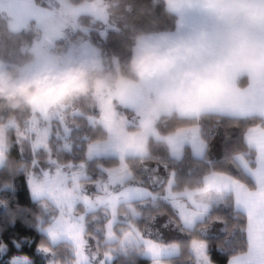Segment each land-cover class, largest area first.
<instances>
[{
	"label": "snow or ice",
	"instance_id": "6c2138e0",
	"mask_svg": "<svg viewBox=\"0 0 264 264\" xmlns=\"http://www.w3.org/2000/svg\"><path fill=\"white\" fill-rule=\"evenodd\" d=\"M227 2L0 0L37 56L26 74L58 46L54 71L163 51L167 11L182 38L115 89L0 109V264H264V0ZM189 10L205 14L194 36Z\"/></svg>",
	"mask_w": 264,
	"mask_h": 264
},
{
	"label": "clouds",
	"instance_id": "9594fccd",
	"mask_svg": "<svg viewBox=\"0 0 264 264\" xmlns=\"http://www.w3.org/2000/svg\"><path fill=\"white\" fill-rule=\"evenodd\" d=\"M123 4L126 0H117ZM209 9L218 6V0H206ZM228 10L227 0L221 5ZM163 31V30H162ZM150 32L144 29L138 30L133 34V42L138 41ZM170 43L163 51L159 49L158 44H151L142 54H133L128 58L127 63L115 73L103 71L101 68L90 63L79 62L69 64L61 71H54L55 65H45L39 68L31 77L25 76V69L21 66L0 67V95L7 97H18L21 93L29 90L35 83L37 87L51 89L55 96L60 97L64 94H71L76 90L97 87L100 84L115 83L119 85L122 80H131L138 71H150L149 61L155 60L157 63H171V55L182 43V38L164 36ZM191 73L184 71L178 78L176 88L179 90L184 87L185 78Z\"/></svg>",
	"mask_w": 264,
	"mask_h": 264
},
{
	"label": "trees",
	"instance_id": "16d2710c",
	"mask_svg": "<svg viewBox=\"0 0 264 264\" xmlns=\"http://www.w3.org/2000/svg\"><path fill=\"white\" fill-rule=\"evenodd\" d=\"M137 4H143L146 7L151 6V0H136ZM159 12V9H157ZM7 18L0 13V33H3V40L0 41V60H2L5 64L6 67H13V66H22L26 63H29L30 61L33 60L34 55L32 52H24L20 50L19 45L15 46L12 42V38L9 37V34L7 33V29L5 27V21ZM138 23L141 24H146L148 26H151L149 24V21L145 18H141ZM176 24V15L172 11H167L163 14L162 16V22L159 23V26L162 28L163 31H170L173 30ZM144 30L149 31V29L145 28ZM9 48H15L12 53V57L9 56L8 54V49ZM108 61L105 60V63ZM124 65H122L119 69L123 68ZM104 70H108L111 73H115L117 69H107L105 68ZM91 89V88H87ZM21 100L20 97H7V96H2L0 95V109L5 108V106L9 103L19 102ZM12 115V114H10ZM27 250V249H25ZM141 264H146V262H141Z\"/></svg>",
	"mask_w": 264,
	"mask_h": 264
},
{
	"label": "crops",
	"instance_id": "0c3cea01",
	"mask_svg": "<svg viewBox=\"0 0 264 264\" xmlns=\"http://www.w3.org/2000/svg\"><path fill=\"white\" fill-rule=\"evenodd\" d=\"M172 12L176 15V24H175L174 29L170 30L168 32L173 33L172 37H176L175 32H176V29H177L178 21H180V19H181V15L179 13L175 12V11H172ZM0 13H2L5 17H6V15L9 16L7 7L3 8V9H0ZM183 18H184V20L186 22V25H194V29L191 30L193 36L196 35L199 31L202 30V27H201L200 23H202L205 20V14L204 13H202V12H200L198 10H189V11H186L184 13V17ZM45 65H55V62H46L45 64H43V66H45ZM0 67H6V64L2 60H0ZM21 67H23L24 69L27 68L28 67V63L22 65ZM243 79L246 80V77H244ZM29 92L30 93L39 92L38 93V98L34 99L35 102H47L49 100H53L54 101V100H56V99L61 97V96L60 97L55 96L51 89L37 87V85L35 83H33L30 86V88L26 92V94H29ZM25 96H26L25 94L22 95V93H21L18 97H20L22 99Z\"/></svg>",
	"mask_w": 264,
	"mask_h": 264
},
{
	"label": "rangeland",
	"instance_id": "374dc122",
	"mask_svg": "<svg viewBox=\"0 0 264 264\" xmlns=\"http://www.w3.org/2000/svg\"><path fill=\"white\" fill-rule=\"evenodd\" d=\"M6 18L8 19V16L6 15ZM33 53V52H32ZM33 55H34V58H33V60L32 61H30L29 63H28V66H32V65H34V63H35V61L37 60V56L35 55V53H33ZM49 58H50V61L51 62H61V61H63L64 60V58H65V56H66V49L64 48V47H62V46H58V47H56V48H52V49H50L49 50ZM46 62H49V61H44V62H42L40 65H39V68H41L42 66H43V64H45ZM79 62H82V61H76V62H74V63H79ZM74 63H72V64H74ZM38 68V69H39ZM26 69V68H25ZM103 71H106V72H109L108 70H104V69H102ZM36 72V71H35ZM34 72V73H35ZM33 74V73H32ZM32 74H26L25 73V76H27V77H31L32 76ZM130 81V80H129ZM121 83V82H120ZM120 83H119V85H120ZM119 85H117V84H115V83H109V84H100L99 86H97V87H92L90 90H94V89H96V88H98V87H105V88H113V89H115V88H117ZM38 93L39 92H35V93H30L29 92V94H26V92L25 93H22V95H26V97L28 98V99H31L32 101H34V99L35 98H38ZM3 96V95H2ZM22 97V96H21ZM13 102H15V101H13ZM0 127H2V126H0Z\"/></svg>",
	"mask_w": 264,
	"mask_h": 264
}]
</instances>
